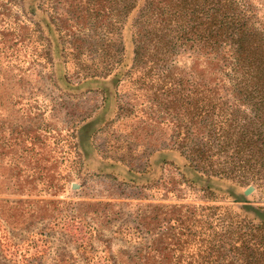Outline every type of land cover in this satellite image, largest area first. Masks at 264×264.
Listing matches in <instances>:
<instances>
[{
	"label": "rangeland",
	"instance_id": "rangeland-1",
	"mask_svg": "<svg viewBox=\"0 0 264 264\" xmlns=\"http://www.w3.org/2000/svg\"><path fill=\"white\" fill-rule=\"evenodd\" d=\"M110 2L0 0V264H200L196 237L160 253L167 205L264 207L256 185L179 163L169 147L181 107L123 76L132 26ZM247 2L262 24L264 0ZM167 64L196 83L205 58L183 44Z\"/></svg>",
	"mask_w": 264,
	"mask_h": 264
},
{
	"label": "trees",
	"instance_id": "trees-1",
	"mask_svg": "<svg viewBox=\"0 0 264 264\" xmlns=\"http://www.w3.org/2000/svg\"><path fill=\"white\" fill-rule=\"evenodd\" d=\"M102 1L78 4L91 2L99 11ZM121 3L124 20L132 26L131 59L126 65L124 59L112 61L106 74L125 65L123 76L130 82L166 107H181L184 122H174L169 148L189 171L250 183L264 193V22L253 21L247 0ZM183 44L199 48L205 58L196 83L181 81L167 64L175 47ZM167 206L165 237L171 242L162 246L163 257L180 249L177 239L184 235L183 242L197 238L200 264H264V207L244 206L240 212L220 204ZM183 207L187 212L180 218ZM143 253L148 258L151 252Z\"/></svg>",
	"mask_w": 264,
	"mask_h": 264
},
{
	"label": "water",
	"instance_id": "water-1",
	"mask_svg": "<svg viewBox=\"0 0 264 264\" xmlns=\"http://www.w3.org/2000/svg\"><path fill=\"white\" fill-rule=\"evenodd\" d=\"M250 189V186H248V188H246L245 192H247Z\"/></svg>",
	"mask_w": 264,
	"mask_h": 264
},
{
	"label": "crops",
	"instance_id": "crops-1",
	"mask_svg": "<svg viewBox=\"0 0 264 264\" xmlns=\"http://www.w3.org/2000/svg\"><path fill=\"white\" fill-rule=\"evenodd\" d=\"M179 159H181V157L179 156ZM181 161H182V159H181Z\"/></svg>",
	"mask_w": 264,
	"mask_h": 264
}]
</instances>
